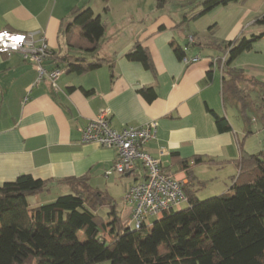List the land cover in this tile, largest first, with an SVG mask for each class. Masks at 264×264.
I'll return each mask as SVG.
<instances>
[{"label":"crops","instance_id":"1","mask_svg":"<svg viewBox=\"0 0 264 264\" xmlns=\"http://www.w3.org/2000/svg\"><path fill=\"white\" fill-rule=\"evenodd\" d=\"M204 1L190 5L191 0H0V32L36 34V42L45 39L55 54L46 66L63 67L56 85L48 80L36 84L34 65L18 53L0 54V186L22 175L46 182L45 192L28 198L32 208L69 194L71 186L64 181L71 179L87 178L92 189L109 195L110 185L120 176L113 171L117 150L81 142L82 128L108 111L116 130L156 121V138L145 150L184 186L189 179L183 161H214L193 168L198 197L213 183L223 185L222 194L227 193L239 176L243 153L255 154L247 147L255 134L247 124L236 128L228 117L223 73L211 61L225 56L226 44L257 25L264 7L257 9L251 0H243L183 25ZM86 8L105 25L96 54L105 62L96 71L67 74L60 60L82 55L68 46L64 32L73 11ZM136 44L148 51L152 71L126 58ZM173 46L181 47L188 59L199 57V62L185 64ZM255 46L246 53H253ZM246 53L232 66L264 83L239 67ZM146 89L155 91L153 101L141 93ZM209 110L227 118L233 131L220 133ZM125 176L132 178L126 191L137 177Z\"/></svg>","mask_w":264,"mask_h":264},{"label":"trees","instance_id":"2","mask_svg":"<svg viewBox=\"0 0 264 264\" xmlns=\"http://www.w3.org/2000/svg\"><path fill=\"white\" fill-rule=\"evenodd\" d=\"M239 2L244 1L205 0L184 18L183 25ZM256 24L264 26V14ZM105 31L101 17L91 8L73 11L64 33L68 46L82 56L60 60L67 74L83 75L103 66L105 61L96 54ZM263 38L264 32L241 37L222 49L228 53L222 71L223 100L242 106L246 123L249 95L244 84L264 95V83L247 78L232 65ZM173 47L180 60L186 58L181 47ZM126 58L153 70L149 53L140 44ZM141 93L148 101L157 96L153 89ZM209 112L220 133L233 131L227 118ZM214 163L202 158L183 161L189 179L183 185L187 207L164 213L152 227L140 231L126 229L116 202L92 189L87 178L64 181L71 186L69 194L32 208L28 198L45 192L47 183L19 176L0 186V264H264V152H244L239 176L229 191L201 201L192 184L193 168ZM103 207L109 208L106 218L99 213Z\"/></svg>","mask_w":264,"mask_h":264},{"label":"built area","instance_id":"3","mask_svg":"<svg viewBox=\"0 0 264 264\" xmlns=\"http://www.w3.org/2000/svg\"><path fill=\"white\" fill-rule=\"evenodd\" d=\"M34 33L12 34L0 32V54L18 53L24 61L36 67V84L44 80L56 85L63 74L60 68L49 69L46 65L52 61L54 52L45 39L36 42ZM19 37L20 39H15ZM192 40V39H191ZM228 59V53L219 59H213L212 67L221 72ZM199 57L184 58L185 64L199 62ZM28 98L25 99L27 101ZM156 121L142 127L126 126L116 130L111 125L110 113L103 112L81 130L82 144H96L103 148L117 150L113 171L119 175H133L137 182L132 184L124 195V204L128 208V217L123 222L126 229L140 231L152 227L150 220L166 212L179 210L187 203L183 184L168 174L159 159L146 152V145L157 135ZM193 165V162H191ZM110 172L106 173V177Z\"/></svg>","mask_w":264,"mask_h":264},{"label":"rangeland","instance_id":"4","mask_svg":"<svg viewBox=\"0 0 264 264\" xmlns=\"http://www.w3.org/2000/svg\"><path fill=\"white\" fill-rule=\"evenodd\" d=\"M251 4L255 6L254 8L260 9L264 7V0H251ZM262 32H264V26L256 25L247 31L245 37L250 38L252 35H259V33ZM238 63L240 65L239 67L242 68L250 77L255 75L264 79V39L256 44L255 51H253V53H246V55H244ZM61 70H63V67ZM244 86L247 88V95H249V106L245 111V117L246 119L248 118L247 123L241 113L242 106L237 105L235 101L230 99L229 102H226L225 108L227 110L228 117L236 128L238 126L245 127L247 124L249 128H251L252 132H254L255 135L249 137L247 147L251 152L258 154L260 152H264V95L259 90L252 91L249 84H244ZM116 177L118 178L110 185L109 196L116 202L118 213L124 222L128 217V208L124 204V195L126 193L125 185L129 180H132V178L126 177L125 175ZM229 187H232V185ZM223 189L224 186L220 183H213L200 194L199 199L204 201L209 198L222 195V191H224ZM186 207L187 204H184L182 209H185ZM108 212V207L99 209V213L102 217L106 218ZM162 217L163 214L159 215V217L152 218L150 220L151 226Z\"/></svg>","mask_w":264,"mask_h":264},{"label":"snow or ice","instance_id":"5","mask_svg":"<svg viewBox=\"0 0 264 264\" xmlns=\"http://www.w3.org/2000/svg\"><path fill=\"white\" fill-rule=\"evenodd\" d=\"M15 39H20L19 37H15Z\"/></svg>","mask_w":264,"mask_h":264}]
</instances>
